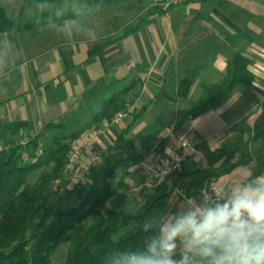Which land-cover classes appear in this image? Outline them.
I'll return each mask as SVG.
<instances>
[{"label": "crops", "instance_id": "crops-1", "mask_svg": "<svg viewBox=\"0 0 264 264\" xmlns=\"http://www.w3.org/2000/svg\"><path fill=\"white\" fill-rule=\"evenodd\" d=\"M130 1L133 5L130 7L128 3L124 8L119 1L109 5H82L78 13L65 15L41 9V6L60 2L17 0L2 7L13 27L0 32V123L25 120L32 126L37 121H57L77 99L87 96L89 89L101 88L113 79L134 78L137 86L146 90L150 100L142 105L147 107L145 114L149 108L157 106L156 99L161 96L172 101L189 100L194 85L200 88L201 82H220L226 75L228 60L240 54L246 59L249 83L236 87L211 110L181 124L167 119L156 134L164 141L157 150L152 145L143 152L142 140L139 144L132 137H138L162 114L147 121L142 119L143 114L131 127L125 141L131 142L130 152L139 160L161 163L184 141L218 135L204 140L191 157L205 171H218L237 162L248 153L242 150L246 141L264 146V135L251 141L254 134L264 131V0H153L154 3L148 4L141 0ZM156 3L164 5L162 9L167 7L166 11L150 16L137 32L125 34L137 23L138 17ZM130 8L140 12L131 15ZM196 66L199 68L188 95L179 97V81L188 69ZM100 124L103 132L92 140L93 155L83 154L78 160L82 171L93 164L98 155L122 146L107 149L122 131L118 133L115 129L119 124L106 119ZM237 124L244 127L240 140L244 147L234 145L238 137ZM225 145L229 147L217 153ZM248 164L256 174L264 173V163L255 166L250 154L244 163L222 175L208 176L203 184L227 180L234 175V169ZM143 177L130 166L118 177L124 181L123 188L105 202V207L119 209L142 204L152 194V189L131 195L125 191L141 183ZM190 181L188 177L177 184H184L187 190ZM182 204L183 201L171 193L161 216L175 213Z\"/></svg>", "mask_w": 264, "mask_h": 264}, {"label": "trees", "instance_id": "trees-1", "mask_svg": "<svg viewBox=\"0 0 264 264\" xmlns=\"http://www.w3.org/2000/svg\"><path fill=\"white\" fill-rule=\"evenodd\" d=\"M38 3H52L72 0H30ZM83 6L109 5L118 0H74ZM159 3L147 9L138 17L137 23L125 34L137 32L146 20L165 12ZM13 22L3 8H0V32L11 30ZM246 59L236 54L228 60L225 77L218 83H200L204 96L190 104L188 108L178 109V123L194 118L219 105L237 81L250 82V74L245 68ZM199 66L187 70L179 81L177 95L186 97L195 80ZM131 79H113L96 92L89 89L87 104L96 105L93 122L111 120L113 114L125 108L127 96L137 86ZM142 106L134 112L131 120L107 149L114 150L125 141L131 127L146 111ZM159 117L141 132L144 138L158 133L166 124ZM69 125V124H68ZM65 123L47 122L43 128L65 129ZM25 120H12L0 123V141L8 142L10 137L18 136L27 129ZM84 125L82 128H85ZM80 131V130H79ZM79 131H72L64 140L53 137L41 145L39 135L28 138L25 144L19 142L0 149V264H54L50 255L62 244L68 243L64 264H103V258L112 248H136L154 232L143 233L138 225L146 219L160 217L168 203L172 186L178 181L191 177L187 188L189 193L196 192L208 176H218L244 163L250 154L246 153L228 168L218 171H205L196 162L189 159L172 175V184L166 183L153 189L152 194L137 208H106L105 202L115 196L124 186L122 178L113 179L116 172L125 173L138 156L127 153L117 159L107 156L102 161L90 164L82 173V180L65 193V207H53L48 204L49 185L64 175L70 140L78 137ZM39 134V133H38ZM264 131L254 134L251 141H257ZM145 139V140H146ZM229 145L219 149L221 153ZM41 154H37L38 149ZM30 160V161H29ZM53 163L49 173H43L35 183H28L29 176L42 166ZM264 169V165H262ZM261 169V170H262ZM30 235L27 236V232Z\"/></svg>", "mask_w": 264, "mask_h": 264}, {"label": "clouds", "instance_id": "clouds-1", "mask_svg": "<svg viewBox=\"0 0 264 264\" xmlns=\"http://www.w3.org/2000/svg\"><path fill=\"white\" fill-rule=\"evenodd\" d=\"M218 179L202 198L138 228L154 232L136 248H112L103 264H264V173L251 164Z\"/></svg>", "mask_w": 264, "mask_h": 264}, {"label": "rangeland", "instance_id": "rangeland-1", "mask_svg": "<svg viewBox=\"0 0 264 264\" xmlns=\"http://www.w3.org/2000/svg\"><path fill=\"white\" fill-rule=\"evenodd\" d=\"M10 1H17V0H0V7H4L8 2ZM25 1V0H23ZM120 4V7L124 8L126 7V4L129 3V6L131 7L133 5V2L130 0H118ZM137 2L138 0H134ZM139 2V1H138ZM148 4V3H154L153 0H141V3ZM161 6H164L161 4ZM41 9L44 12L56 14L57 12H60L62 14H70V13H78L82 9V4L77 1H63L60 3H52L49 6H41ZM58 11H57V10ZM133 8L128 9L129 13L132 15ZM140 12L138 9L134 13ZM171 16V15H170ZM175 14L173 15V17ZM129 26V25H127ZM126 26V27H127ZM124 27V26H122ZM182 71L180 72V76H182ZM197 82V81H196ZM246 85L244 82L237 81L233 84L231 90L226 94L225 98L230 95V93L236 88L240 86ZM105 86V85H104ZM103 86V87H104ZM102 88V87H101ZM91 89L93 91H97L98 87L94 86ZM156 90H153L152 93L156 94ZM146 90L142 89L140 85L136 86L133 90L130 91V93L125 96L126 106L123 109H120L118 111L126 112V117L123 118L119 123H116L115 125L119 124L115 129L118 131V133L123 129V127L131 120L132 115L134 112H137L140 107L149 102L150 98L145 94ZM204 96V93L202 89L198 87V85H194L191 92V98L189 100H169V99H163L162 96L157 98V106L153 109L149 108L147 112L144 114V118L147 120H153L158 115L162 114L164 117V121L166 122L169 119H174V123H178V119L175 117L178 109L188 108L190 104L196 102L198 99L202 98ZM89 98V95L87 93V96H83L80 99H77L74 106L68 110L65 114H63L57 121H51V122H62L68 125L65 127V129H50L44 130L43 126L46 124L45 122L37 121L34 123V125L29 126L27 129H22L18 136L10 137L8 139V142H2L0 141V149H7L8 147L14 145L15 143L19 142L23 139H28L30 137H33L34 135H39V142L41 145L46 144L52 140L53 137L58 138V140H64V138L68 137V135L72 131H79V135H81L86 129L91 128H100L99 125L100 122H93V118L95 116L96 111L98 110L96 105H89L87 104V100ZM116 111L111 120H107L109 123H111L112 119L114 118V115L118 112ZM168 119V120H167ZM182 123V122H181ZM180 123V124H181ZM84 125H86L85 128H82ZM176 126V125H174ZM236 133H238V137L236 138L235 146L237 147H244V143L240 142L242 139L244 133V127L240 126L239 124L236 125ZM39 133V134H38ZM107 133V131H106ZM117 133V134H118ZM157 134V133H156ZM156 134H153L151 136H148V138H144V135H137L132 137V139L136 138V143H139V140H142L141 149L143 152H146L150 146L154 145V149L157 150L158 148H161L164 145V141L162 139H159ZM78 135V136H79ZM98 136V135H97ZM223 138V137H222ZM146 139V140H145ZM72 141V140H70ZM131 143L129 140L124 141L121 147L116 149L115 151H106L105 154L98 155V158H96L93 162L97 163L98 161H102L105 156L111 158V159H117L121 156H124L127 153H131ZM140 144V143H139ZM246 141L245 147L242 149L243 152H248L251 154L252 160L254 159L255 166H260L262 163H264V146H258L256 144H248ZM145 154L143 153V156ZM192 159V158H191ZM139 160V159H138ZM30 161V160H29ZM54 164L50 163L48 165L42 166L40 169L34 171L28 178V183L32 184L35 183L38 180V177L42 175L43 173H49L53 169ZM65 169V168H64ZM82 170L80 166H78V163L74 166L73 169H69L67 171L64 170V175L61 179L56 180L53 184L49 185L48 187V193L50 194V199L48 204L53 207H65V193L67 190L72 188V186L77 182L82 180ZM121 172H116L113 176L114 180H117L119 175H121ZM80 175V176H79ZM80 179V180H79ZM172 177L170 179V182H172ZM178 186L185 188L186 186L184 184H177ZM139 205H133L129 206L126 209L129 211L134 210ZM30 235V231L27 232V236ZM68 249V243H64L60 245L51 255L50 260L54 264H64L65 258H66V252Z\"/></svg>", "mask_w": 264, "mask_h": 264}, {"label": "built area", "instance_id": "built-area-1", "mask_svg": "<svg viewBox=\"0 0 264 264\" xmlns=\"http://www.w3.org/2000/svg\"><path fill=\"white\" fill-rule=\"evenodd\" d=\"M126 112L118 111L112 123H119L123 118L126 117ZM103 132L102 128H91L86 129L77 138L70 141V149L67 154V159L65 163V171L73 169L78 163L81 155L85 154L88 156L93 155L92 140L95 136ZM218 135H212L208 138L195 137L193 139L182 142L177 149L171 154L169 158L161 163H156L148 159H141L134 162L131 166L135 171L141 172L144 177L141 183L132 185L126 189V194H136L142 189H156L161 184H172L170 179L175 171L179 170L184 163H186L191 157L197 152L198 147L206 139H214ZM28 139L20 140L19 143L25 144ZM42 149H38L37 154H41ZM80 176V175H79ZM80 180V179H79ZM215 183V182H214ZM202 184L196 192L189 193L185 188L180 186L171 185V193L179 197L183 202L185 198H196L201 199L205 191L210 188L211 184Z\"/></svg>", "mask_w": 264, "mask_h": 264}]
</instances>
